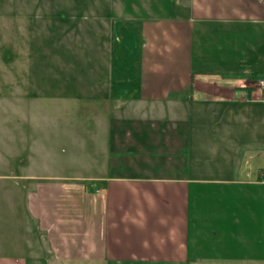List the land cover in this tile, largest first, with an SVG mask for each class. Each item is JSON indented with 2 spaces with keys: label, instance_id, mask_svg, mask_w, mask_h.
<instances>
[{
  "label": "crops",
  "instance_id": "obj_1",
  "mask_svg": "<svg viewBox=\"0 0 264 264\" xmlns=\"http://www.w3.org/2000/svg\"><path fill=\"white\" fill-rule=\"evenodd\" d=\"M31 4L34 21L40 9ZM118 8L140 38L135 89L81 96L98 99L103 157L124 156L98 163L109 172L14 174L33 181L26 193L41 188L39 202L48 193V206L33 214L27 204V212L57 260L251 264L257 240L244 229L258 218L249 164H259L263 144L249 132L264 102V2L129 0ZM98 68L105 74L108 63ZM60 181L68 187L58 189ZM0 264L27 262L0 254Z\"/></svg>",
  "mask_w": 264,
  "mask_h": 264
},
{
  "label": "rangeland",
  "instance_id": "obj_2",
  "mask_svg": "<svg viewBox=\"0 0 264 264\" xmlns=\"http://www.w3.org/2000/svg\"><path fill=\"white\" fill-rule=\"evenodd\" d=\"M20 1L0 0V254H22L27 264H103L54 258L27 212V204L31 213L48 206V193L39 202L41 188L26 193L33 181L14 174L76 175L88 173V166L93 173L115 170L98 163L124 155L114 149L103 157L98 99L81 95H126L135 89L140 38L118 12L129 0H36L40 17L34 21L29 17L32 0ZM107 63L105 76L98 67ZM255 107L249 137L263 144V155L259 164H249V176L258 180L249 185V203L258 207V218L244 229V238L257 240L251 264H264V102ZM128 109L120 110L121 117ZM60 182L58 189L68 187V181Z\"/></svg>",
  "mask_w": 264,
  "mask_h": 264
},
{
  "label": "built area",
  "instance_id": "obj_3",
  "mask_svg": "<svg viewBox=\"0 0 264 264\" xmlns=\"http://www.w3.org/2000/svg\"><path fill=\"white\" fill-rule=\"evenodd\" d=\"M260 1L264 2V0H260ZM258 84L260 87L264 88V79H259Z\"/></svg>",
  "mask_w": 264,
  "mask_h": 264
}]
</instances>
